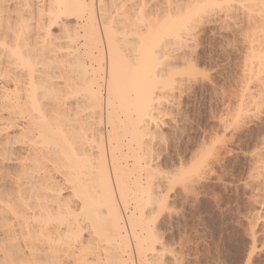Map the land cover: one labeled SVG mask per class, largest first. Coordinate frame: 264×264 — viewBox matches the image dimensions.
Masks as SVG:
<instances>
[{"label": "bare ground", "instance_id": "bare-ground-1", "mask_svg": "<svg viewBox=\"0 0 264 264\" xmlns=\"http://www.w3.org/2000/svg\"><path fill=\"white\" fill-rule=\"evenodd\" d=\"M54 2L56 0H0V25L4 31H6L4 27H7L6 29L12 27L14 31L11 27L10 31L13 33L11 35L13 43L20 39L25 47L31 46L35 49L39 45L41 66L36 70L32 79L36 86H39L41 82L49 88L54 85L58 86L61 75L67 74L65 65L69 59L80 66L81 72L87 69V72L91 73L86 81H82L87 87L95 85L100 90L96 75L97 73L100 75L99 72L102 71L99 79L103 80L102 84L104 83L103 121L106 128L104 131L98 129L94 133L88 129L87 139L73 140L70 135L71 129L67 127L65 118L55 114L58 122L54 125L55 128L48 126L49 133H43V131L38 133L37 131L35 133L37 136L35 134L32 136L35 127L32 128L33 130L28 127L21 129L20 124H17L21 131L24 129L28 131V128L29 132L24 130L28 135L33 138L39 136L41 140L35 138L33 140L29 136L33 141L30 142L29 138V145H23V148L20 147L21 151L19 149L16 151V146L13 145L16 143L14 141H18L13 139L17 137H14L16 134L12 136L7 131L1 133L6 130L1 125L4 130L0 129L2 130L0 131V174L6 170L5 162L7 161V170L14 174V179L7 188L0 180V264H3L4 259L12 258L20 244L25 243V237L28 238L27 245L34 246L39 238L37 233L41 227L45 231L43 242L49 249L46 257L48 259L57 262L67 260V255H61L65 252L62 241L71 238L74 246L72 249L73 264L77 261L80 264H145L147 257L153 254L152 249L158 242L161 243L160 236L156 232L157 228L152 225L153 221L150 223L153 210L156 208L159 210L166 201L164 194L159 195L163 176L161 172V176L159 175V168L152 162V144L157 135H154L157 128L156 117L158 114L160 116L161 109H163L161 97L163 91L172 86L171 81L173 82L174 78L170 75L171 79L169 76L164 78L163 75L148 77L145 74L141 87L134 96L130 97L123 92L118 95L113 92L110 103L104 78L108 76L111 79L114 58L121 61L122 69L126 68L127 54L130 51H137V49L129 48L127 44L139 41V37L131 33L125 35L123 31L118 32L120 35H117L116 31L110 35L105 34V20L111 23L112 16L115 14L112 5L117 2L123 3L124 0H61L69 5L64 8H53ZM95 2L97 13L93 8ZM152 2L154 3L155 0ZM249 2L251 3L250 10L253 9L249 13L253 14L252 17L254 13L257 15L252 18L250 14L251 18L248 19L250 21L253 19L251 21L253 25H251L257 29L254 28L256 32H259L264 23L260 0H249ZM102 3L107 7L102 9ZM4 31L2 32L0 28V35L5 34L1 35L0 42H6L5 37H8ZM80 32L83 33L80 34ZM79 36H83L86 43L83 44L87 46L83 51L91 60L89 64L85 59V54H82L78 42ZM174 39L176 40L174 42L178 41L177 43L184 40L178 37H173ZM125 45L129 50L123 49ZM152 48L156 49L152 56L153 60L156 57L159 59L162 57L159 54L160 51L161 54L167 53L164 47H160L158 39H146V52ZM5 62H0L2 63L0 66H5L4 72L0 67V73H3L0 75L2 76L0 78V99H3L1 105H11L10 108L13 104V108L19 106L20 102L15 100L17 97H11L9 93V85L12 84L10 88L20 87L17 89L19 95L24 92L23 90L26 91L23 95L27 99L22 98L21 103L26 101L28 105L25 102L22 106L27 105L26 107L34 109L33 98L28 95L29 81L18 76L16 69H9L8 62L6 60ZM93 62H95L94 66ZM262 64L263 67L258 76L259 82H257L259 83L258 91L264 89V82L261 81V77L264 76V63ZM20 91L23 92L20 93ZM36 94L39 95L35 93L34 98ZM248 95L254 105L264 104V92L257 97L258 100L253 99L255 95L251 90ZM40 97L42 99V96ZM40 99L36 110L45 107L46 101L43 99L44 102L40 103ZM7 105L5 108H8ZM2 106H0V118L2 116L1 119L4 120L5 117L3 118L4 114L1 110L5 108ZM80 110L83 112V107ZM120 110L124 112V116L119 115ZM38 111L44 118L45 112ZM33 112L31 110L30 113ZM18 113H21V109ZM131 113L135 115L132 116ZM9 114L11 116L12 112ZM13 114H15V109ZM100 116L99 112L97 121L100 120ZM10 118L7 117L6 120ZM14 122L13 126L16 129L17 122ZM7 126L9 125H6L9 129L12 125ZM21 131L20 134L23 133ZM130 155L131 162L127 159ZM260 167L261 159L259 158L256 161V168ZM128 196H131L132 203H134L133 210L129 209L130 211L127 210ZM16 202L26 205L25 218L5 216L6 206ZM30 223L33 224L31 231ZM49 224L53 226L49 228ZM17 235H19L18 241ZM14 241L17 242L13 243ZM34 255H39V252H33L30 247L28 254L22 258L28 259Z\"/></svg>", "mask_w": 264, "mask_h": 264}, {"label": "rangeland", "instance_id": "rangeland-1", "mask_svg": "<svg viewBox=\"0 0 264 264\" xmlns=\"http://www.w3.org/2000/svg\"><path fill=\"white\" fill-rule=\"evenodd\" d=\"M186 2H189V0ZM94 4L95 12L97 13V4L96 2ZM251 10L249 8L247 11L241 9L239 12H233L228 22L221 21L219 24L215 23L216 18L212 17L199 26V31L192 37L190 45L186 40H183L185 43L183 41L177 43L178 41L174 42L176 40L172 38L170 43L164 45L167 53L161 54V51L159 52L162 56H160V60L168 64L167 72L162 73L161 76L163 75L165 78L170 75L172 78L174 77V81H171L172 86L170 88L163 91L161 97L163 101L161 102L163 103L161 111L163 114H160L162 117L158 116L159 114L156 117L158 121V124L157 121L155 122L157 128L152 127L156 131L154 135L157 134L154 137V143L152 141V162L159 168V175L160 172L164 174L161 178L159 190L163 191L166 201L165 205L159 208V210L157 208L153 210L154 213H151L153 215L151 216L152 218L150 217V223L153 221L152 225L157 228V230H154L160 236V244H165L166 242L168 245H172L174 242L180 247L179 256L186 264H264V215L261 214L262 204L258 199L261 194L258 191H248L247 196H245V189L240 188L239 197L234 195L236 193V186L240 184L239 177L241 174L255 170L256 175L259 176L256 161L260 157L259 154L255 157L252 155V152L256 151L255 141H252V148L249 150L252 132L249 131V124H245L244 120L248 119L249 123H251L252 119H258L259 109L264 107V104L262 106L254 105V102L248 97L250 90L255 95L253 97V99L255 98L254 100H258L257 97L263 93L257 90L259 84L257 83L259 82L258 76L263 64L258 58L252 57H248L247 64H245L248 48L242 45L244 51H238L231 57V68L227 74L217 75L213 72L217 81V88L209 91L205 88L203 80H197L198 73L212 71L211 69H207L206 65L216 62L214 54L221 50L220 42L224 41L225 44L227 43L228 33L222 32V29L226 27L236 28L237 23L241 22L240 24L244 26L245 32L250 33L251 37L255 36V47L257 54L259 53L261 33L260 31L256 32L255 30L257 29L255 27L254 30L253 23H251L253 19L251 21L248 19L253 15L249 13ZM255 15L257 14L254 13L252 18ZM236 17H239V20ZM246 19L247 22L249 21V24L246 22ZM250 25L251 29L249 28ZM10 27L8 28L9 30L6 29L7 27H4L6 30L4 31L0 25L2 32L4 31L8 34L7 36L13 34L12 31L14 30L11 27L12 31H10ZM120 31L122 32L123 30L116 31L117 35H120L118 34ZM2 34L5 35L4 33ZM78 42L84 55L85 52L83 50L87 46H83V44H86L83 36H79ZM252 43L253 41L250 38L248 42L249 46ZM127 45L130 48L129 45L131 44ZM121 46L124 47V45ZM128 47L126 46L123 49L127 51L129 50ZM0 49L1 55H3L4 49ZM84 56L89 64L91 60L86 54ZM228 61L229 57L227 53H224V61L222 63ZM5 63L4 65H6ZM94 65L95 62H93ZM0 67L3 68L2 72H4L5 66ZM177 70L179 71L177 72ZM99 73L101 75L102 71ZM2 74L0 73V75ZM100 75L97 73L96 81L100 84V90L103 91L104 95V83L102 84L103 80L99 79ZM10 85L12 86V84ZM10 85L9 89L11 92L9 91V93L11 97L15 98L16 96L15 100L17 99L16 101L20 103L22 98L23 100L27 99L23 95L26 92L25 90L21 89L24 92L20 91V93H23L19 95L17 89L20 87L15 88L13 86L10 88ZM43 99V97L40 99V103L44 102ZM2 100L1 98L0 106H2ZM25 102H22L23 104L19 103L17 108H13L14 104L11 108V105L5 104L2 107L5 108L7 105L8 108L6 107L4 110H1L5 119H1V116L0 129H2L1 125L6 129H2L4 131L1 133L7 131L12 136L16 134L14 137H17L13 138L18 140L14 141L16 143L13 144L16 146V151L18 149L21 151L23 145H29V138L34 136L37 131L38 133L39 131L49 133L48 126L50 125V127L55 128L54 125L58 122V118L55 117L56 115L54 116L50 110H47L49 108L46 109L48 107L46 105L47 102H45L44 109H38L45 112H43L44 114L42 113L45 115L44 118L40 116L38 110L29 107L34 111L30 113L31 110L26 107L28 105L27 102L25 107L22 106ZM43 104H41L42 107ZM19 107L21 113H18V111L20 112ZM39 107L41 106L39 105ZM14 109L15 114H13ZM17 109L19 110L16 111ZM5 110L6 113H4ZM103 110L102 118L105 113V110L104 113ZM241 110L244 112L242 113ZM9 111L12 112L13 116H10L9 113L11 112ZM248 113H253L254 116L249 118ZM31 114L39 117H34ZM131 114L132 116L135 115V113ZM5 115H9L11 118L7 117L10 120H6L7 117ZM97 115H99V110ZM119 115L124 116V112L120 110ZM237 115L241 116L239 127L230 124V121H234ZM41 117L42 119H40ZM14 121L17 122L16 125L20 124L21 129L26 127L32 129L35 127L34 130L32 129L33 131L31 130L34 132L32 136L26 133L29 132L28 128V131L24 129L26 132L24 130L21 131L18 125L15 129L13 126ZM27 122L28 124H26ZM6 125H9L7 127L12 125L11 127L14 128L10 129V127L8 129ZM30 125L32 127H29ZM102 128L103 131L106 128L104 121ZM19 130L23 133L20 134ZM256 130L259 131L258 128ZM35 135L37 136V134ZM36 136L34 137L35 139L41 140L39 136L38 138ZM34 138L32 137L33 140ZM209 148H211L212 154L204 161L205 173L202 178H197L194 183L189 184V190H185L183 184H172L169 182V176L175 177L182 170L191 168L204 150ZM127 159L131 162V155ZM222 174H227V179L223 180V183H221ZM233 179H235V185L232 183ZM245 179H247V175H245ZM226 187L231 189L232 193L225 192L222 196L221 192H224ZM128 198L127 210H133L134 203H132V198L131 196H128Z\"/></svg>", "mask_w": 264, "mask_h": 264}, {"label": "snow or ice", "instance_id": "snow-or-ice-1", "mask_svg": "<svg viewBox=\"0 0 264 264\" xmlns=\"http://www.w3.org/2000/svg\"><path fill=\"white\" fill-rule=\"evenodd\" d=\"M69 5L56 0L52 7H68ZM107 7L101 4V8ZM112 7L115 9V14L112 16L111 23L105 20V34H111L113 31L123 30L125 35L131 33L139 37V41H134L131 49L137 51H130L127 54L126 68H121V61L114 58L111 67V79L105 76L106 86L109 93V101L111 103V96L113 92L116 94L126 93L128 96H134L143 82L145 74L148 77L153 75L160 76L166 73L168 64L161 61L158 57L155 60L152 56L156 52L152 48L146 52L145 41L148 38H156L160 41V47L163 48L166 43H170L173 37L184 39L191 44V39L199 31V26L204 24L210 18L215 17V23L219 24L221 21L228 22L229 17L233 12H239L241 9L247 11L251 7L249 0H189L185 3L184 0H124L123 3L117 2ZM261 16L264 19V0H260ZM95 8V4H93ZM239 20V17H236ZM222 32H227V43L221 41V50L217 51L214 55L216 62L214 64L206 65L207 69L212 71H205L197 74V80H203L204 86L207 90L217 88V81L213 72L217 75L227 74L231 68L230 59L238 51L243 52L244 47L248 48L245 58L247 64V57L258 58L261 63H264V23L261 25V47L257 54L255 47V38L251 34L245 32L244 26L237 23L236 28L226 27ZM253 43L249 46V39ZM6 42H0V48L4 49V54L0 55V62L7 61L9 69H16V74L29 81L28 95L33 98L34 109L38 107L39 97L42 96L48 104L49 110L55 115L59 114L65 118L66 125L71 129L70 135L73 140L87 139L88 129L94 133L98 129L102 131L103 118V91L98 90L95 85L87 87L82 81H86L91 73L84 69L80 70V66L69 59L65 65L66 75H61L60 83L58 86L54 85L52 88L46 86L43 82L36 86L33 82V76L36 70L40 68V49L39 45L35 49L31 46L25 47L21 44L20 39L12 42L11 36L5 37ZM224 53L229 57L228 62L224 61ZM174 78V77H173ZM264 82V76L261 77ZM264 92V89H262ZM38 93V96L34 94ZM99 106V107H98ZM83 107L82 112L80 108ZM101 113L100 120L97 121V111ZM73 113H75L73 115ZM253 113H248V117L252 118ZM245 124H249V131L252 132V140L249 141V150L252 148V141H255L256 151L252 152L253 157L259 154L261 159V167L258 169L259 176L256 171L246 172L240 175V184L236 186V197H239L240 188H244V195L247 196L248 191H258L261 195L258 199L261 201V214L264 215V107H261L258 112V119H252L249 123L248 119L244 120ZM235 127L241 124V116L237 115L234 121H230ZM259 129L257 131L256 129ZM211 148L204 150L198 157L196 163L187 170H182L175 177L169 176V182L172 184H183L185 190H189V184L194 183L197 178H202L205 169L204 161L211 156ZM0 174V180L3 181L5 188H7L12 180L14 174L7 170ZM164 175L163 173L161 174ZM234 175V174H233ZM247 175V179H245ZM227 179V174H222L221 183ZM235 185V179L232 181ZM219 191V189H217ZM225 192L231 194L232 190L225 188L221 192L223 196ZM163 191L159 194L163 196ZM222 207V205H221ZM26 205L21 202L9 203L6 206V217H17V219L25 218ZM15 224V221H13ZM53 225L49 224L51 228ZM30 231L33 230V224H29ZM38 239L35 241L34 246L27 245V237L25 243L20 244L19 248L13 253L11 259H4L3 264H73L72 249L73 244L71 238L62 241L64 244L65 252L61 255H67L68 259L60 262L46 258L48 255V246L43 242L45 237L44 228L41 227L37 233ZM19 235H17V241ZM14 241L13 243H16ZM38 251L39 255H34L28 259H23L29 252ZM153 254L148 256L145 264H186L179 256L180 247L174 242L172 245L160 244L152 249ZM21 257V258H17ZM76 264H80L79 261Z\"/></svg>", "mask_w": 264, "mask_h": 264}]
</instances>
